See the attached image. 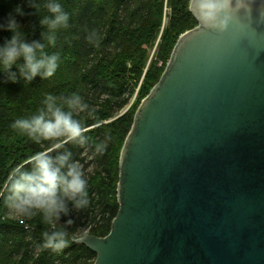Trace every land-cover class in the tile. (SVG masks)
Listing matches in <instances>:
<instances>
[{"label": "water", "instance_id": "obj_1", "mask_svg": "<svg viewBox=\"0 0 264 264\" xmlns=\"http://www.w3.org/2000/svg\"><path fill=\"white\" fill-rule=\"evenodd\" d=\"M246 2L183 33L141 101L94 264H264V0Z\"/></svg>", "mask_w": 264, "mask_h": 264}, {"label": "trees", "instance_id": "obj_2", "mask_svg": "<svg viewBox=\"0 0 264 264\" xmlns=\"http://www.w3.org/2000/svg\"><path fill=\"white\" fill-rule=\"evenodd\" d=\"M22 0H0V18ZM69 14V26L57 34L49 54L60 55L56 74L36 77L31 83H0V193L13 170L24 165L33 153L42 150L14 130L17 118L35 114L45 94L67 96L79 93L90 109L75 118L86 128L85 145L65 147L82 165L88 178L89 208L72 210L75 227H84L85 237L105 238L119 210L118 186L121 178V151L135 123L142 100L161 82L178 38L197 26L189 10L190 0H60ZM25 16H17L26 39L39 40L40 14L24 5ZM96 29L101 41L89 44L86 30ZM0 32V43L10 38ZM16 71L15 68L12 69ZM3 80V74H0ZM49 142H44L46 147ZM97 143L106 144L103 154ZM55 155V153H53ZM63 219L66 218H62ZM38 216L18 217L10 212L0 195V264H94L96 254L84 244H72L63 254L38 250L46 229Z\"/></svg>", "mask_w": 264, "mask_h": 264}, {"label": "clouds", "instance_id": "obj_3", "mask_svg": "<svg viewBox=\"0 0 264 264\" xmlns=\"http://www.w3.org/2000/svg\"><path fill=\"white\" fill-rule=\"evenodd\" d=\"M24 5L40 14L39 40H27L21 30L17 16H25ZM246 0H193L190 10H194L195 20L203 29L223 33L231 21V11L247 8ZM69 26V14L60 0H22L5 17L0 18V32L8 31L10 38L0 43V83H31L36 77L48 79L56 74L60 55L49 54L48 47H55L57 34L61 28ZM86 41L98 47L101 36L96 29L86 30ZM15 68L16 71L12 69ZM41 107L35 114L17 118L11 127L26 135L29 140L41 145L42 150L30 155L25 167L17 166L7 178L3 196L10 212L18 217L38 216L46 229L41 233L38 250H50L63 254L72 244H82L86 237L84 227H75L70 214L89 208L91 197L88 178L80 162L73 158V152L65 145L78 143L85 145L86 128L79 113L90 109V105L79 93L67 96L45 94ZM44 142H49L45 147ZM106 144L97 143L95 151L103 154ZM55 153V155H53ZM62 218H66L63 219Z\"/></svg>", "mask_w": 264, "mask_h": 264}]
</instances>
